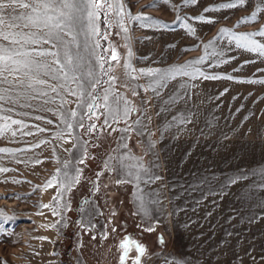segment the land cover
Returning <instances> with one entry per match:
<instances>
[{
  "label": "rangeland",
  "instance_id": "1",
  "mask_svg": "<svg viewBox=\"0 0 264 264\" xmlns=\"http://www.w3.org/2000/svg\"><path fill=\"white\" fill-rule=\"evenodd\" d=\"M222 2L226 0H198L197 5L182 7L181 15H199L204 7ZM256 2L204 13L215 18L216 23L190 21L197 34L189 36L178 22L172 24L176 16L174 6L182 5L183 0H168L167 4L156 0L155 7H145L153 0H126L133 15L143 11L144 15L170 25L169 29H142L132 25L133 66L165 67L199 57L203 54V43L211 40L221 27L233 28L239 19L250 15ZM99 25L107 34L102 19ZM261 26H264V13L255 22L234 30L258 31ZM116 31L113 26V34L107 40L101 39L100 44L102 48L113 44L117 47L121 63L112 62L111 75L124 84L122 65L127 49L123 37L115 35ZM257 39L264 42V37ZM193 45L200 47L182 51ZM225 55L235 59L206 70L240 79L253 78V74L255 78H264V72H256L264 69V60L255 54L234 49ZM245 60L257 62L234 72ZM180 82L173 81L161 98H151L150 92L141 89L133 97L130 87L117 86L118 92L143 109L129 118V122L137 118L143 121V135L135 131L125 134L128 147L120 148L119 152L142 157L151 166L152 174L161 177L149 185H141L146 192L155 191L153 199L160 201L147 217L138 209L132 186L117 185V176L104 166L110 155L119 154L114 150L118 149L120 132L109 135L97 131L85 135L80 129L81 137L89 144L90 158L83 165L76 163L80 151H66L72 149V144L53 139L50 132L18 136L15 140L0 137V147L12 149H22L41 140L51 141L27 152H17L16 156L0 154V167L10 169L0 173V209L4 210V216L0 217V264H119L118 245L126 235L145 246L141 264H264V187L260 186L264 184V85L229 80L195 81L196 87L191 89L190 96L185 95L170 111H162V99ZM224 89L229 91L219 96ZM181 113L186 123L168 128V121ZM35 115L56 121L51 113L34 112L30 117L21 118L30 125L55 130V123L45 124L35 120ZM94 122L101 127L103 117ZM114 126L125 127V124ZM30 130L36 131L34 127ZM149 140L155 142L154 155L147 151ZM17 159L21 162L17 163ZM68 160L83 170L81 180L67 194L69 210L61 209V216H53L51 208L41 205L54 206L52 197L57 195L56 186L44 191L39 186ZM233 179L236 183H229ZM14 180L19 183H13ZM8 216L15 219L5 222ZM87 218H91L95 227L86 231L79 221ZM64 220H67L66 227L61 224L46 227ZM149 227L153 230L145 231ZM135 256L133 250L125 264H132Z\"/></svg>",
  "mask_w": 264,
  "mask_h": 264
},
{
  "label": "snow or ice",
  "instance_id": "2",
  "mask_svg": "<svg viewBox=\"0 0 264 264\" xmlns=\"http://www.w3.org/2000/svg\"><path fill=\"white\" fill-rule=\"evenodd\" d=\"M164 2L167 4L168 0ZM251 2L252 0H226L204 7L202 14L189 16L181 15V8L197 5L198 0H183L182 5L174 6L176 16L172 24L178 22L179 27L184 29L187 35L196 36L197 29L190 21L214 24L215 18L204 13L236 9ZM155 6L156 0H153L152 4L145 7ZM262 13L264 0H257L250 15L239 19L233 28L221 27L211 40L203 43V54L197 58L165 67L136 68L132 63L134 54L130 44L132 25L136 24L142 29H169L170 25L144 15L143 11L133 15L126 0H0V137L15 140L18 136L50 132L53 139L72 144V149L66 151L79 150L80 156L76 158V163L83 165L85 159L90 158L87 155L89 144L81 137L80 129L84 130L85 135L95 134L97 131L108 132L109 135L112 132H120L118 149L114 150L117 152L120 148L128 147L125 134L135 131L137 135H143L142 120L137 118L129 122L131 116L142 112V107L134 105L118 92L117 86L130 87L133 97L137 95V89H141L150 92L151 98H161L169 85L179 80L181 82L161 101V110L170 111L178 101L185 98V95L190 96L191 89L196 87L193 83L195 81L229 80L239 84L264 85V78H255V74L253 78L240 79L233 75L206 70L230 63L235 57H226L225 53L234 49L255 54L260 60H264V42L257 39L264 37V26L258 31L234 30L240 25L255 22ZM101 16L107 34L101 31L99 25ZM113 26L117 29L115 35L123 37L124 47L127 49L122 65L126 78L124 84L119 83L117 76L111 75L114 68L112 62L116 65L121 63L117 47L113 44L110 48H102L100 44L101 39L107 40L108 36L113 34L111 32ZM196 47L200 45H193L192 48L182 51L194 50ZM256 62L245 60L233 71L239 72L245 66ZM256 72H264V69H256ZM141 79L145 82L137 83ZM228 91L224 89L219 96ZM68 97H74L75 100H69ZM236 98L233 97L234 100ZM72 103L75 107L69 108L68 105ZM34 112L54 115L56 121L44 115H35L34 119L48 125L55 123V130L30 125L26 119L21 118L30 117ZM101 117L103 124L98 128L94 120H100ZM122 122L125 127L114 126ZM184 123L186 118L181 113L173 116L167 127ZM33 127L36 129L35 132L30 130ZM109 129L111 131H108ZM50 143V140H41L22 149L0 147V154L16 156L17 152H27ZM146 148L154 155L155 142L149 140ZM53 153L55 154V149ZM16 162L21 161L17 159ZM104 166L109 173L117 176L115 181L117 185L132 186L139 211L146 217L150 216L152 208L160 201L153 199L156 196L155 191L146 192L141 185H149L161 179L160 176L152 174L151 166L146 165L142 157H135L127 151L119 152L115 156L110 155L104 161ZM8 171L10 169L0 167V173ZM82 171L71 160L61 163L55 173L39 186L41 191L56 186L57 195L52 197L54 206L43 204L41 207L51 208L53 216H61V209L69 210L67 194L80 183ZM13 183L19 181L14 180ZM229 183L234 184L236 180L233 179ZM260 186L264 187V184ZM13 198L22 199L16 196ZM3 216L4 210L0 209V217ZM12 219H15V216H8L5 222ZM79 223L86 231L95 227L91 223V218ZM57 224L66 227L67 220L57 221L46 227H56ZM152 230L150 227L145 229L149 232ZM113 231L116 229L113 228ZM118 249L119 264H125L133 250L136 256L132 264H141V258L146 251L144 245L127 235L120 241Z\"/></svg>",
  "mask_w": 264,
  "mask_h": 264
},
{
  "label": "trees",
  "instance_id": "3",
  "mask_svg": "<svg viewBox=\"0 0 264 264\" xmlns=\"http://www.w3.org/2000/svg\"><path fill=\"white\" fill-rule=\"evenodd\" d=\"M102 19V26H104V22H103V16H101ZM105 80L107 79V77L104 78ZM87 179V178H86ZM67 249H69V246H67Z\"/></svg>",
  "mask_w": 264,
  "mask_h": 264
}]
</instances>
